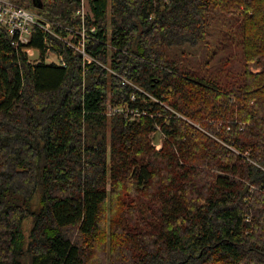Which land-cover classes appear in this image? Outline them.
<instances>
[{"label": "trees", "instance_id": "16d2710c", "mask_svg": "<svg viewBox=\"0 0 264 264\" xmlns=\"http://www.w3.org/2000/svg\"><path fill=\"white\" fill-rule=\"evenodd\" d=\"M12 1L0 264H264V0H88L90 62L81 0Z\"/></svg>", "mask_w": 264, "mask_h": 264}, {"label": "built area", "instance_id": "2783aa9c", "mask_svg": "<svg viewBox=\"0 0 264 264\" xmlns=\"http://www.w3.org/2000/svg\"><path fill=\"white\" fill-rule=\"evenodd\" d=\"M89 13L88 0H81V7L76 12V15L81 18V28L78 30L69 29V36L63 39L68 47L74 49L75 53L82 55L83 61L88 62L91 61V57L85 50L86 43L88 42L85 19ZM32 25H38L47 31L50 30V24L45 23L35 12L16 4L12 0H0V27L6 28L10 36L14 39L13 44L15 46H25L29 43ZM23 50L30 55V52L35 49L26 47ZM49 52H51L50 49H48L47 54ZM56 58L57 62L53 63L62 66L66 65L61 56L57 55Z\"/></svg>", "mask_w": 264, "mask_h": 264}, {"label": "rangeland", "instance_id": "374dc122", "mask_svg": "<svg viewBox=\"0 0 264 264\" xmlns=\"http://www.w3.org/2000/svg\"><path fill=\"white\" fill-rule=\"evenodd\" d=\"M58 54L54 53V52H49L47 55H46V61L49 62V63H52V62H57V56ZM29 56V59L32 61V62H36L38 60H40V53L38 50H33L32 52H30V55L28 54ZM162 139H163V136L162 134L157 131L155 132L153 135H152V141L153 143L156 145L157 148H160L161 147V142H162ZM30 221L29 222H25L24 223V232L26 234H28V228L30 227Z\"/></svg>", "mask_w": 264, "mask_h": 264}]
</instances>
